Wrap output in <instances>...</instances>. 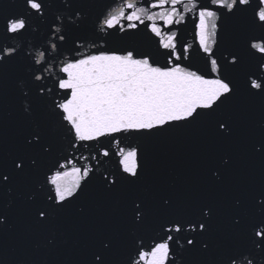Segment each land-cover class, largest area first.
Segmentation results:
<instances>
[{
  "label": "snow or ice",
  "instance_id": "1",
  "mask_svg": "<svg viewBox=\"0 0 264 264\" xmlns=\"http://www.w3.org/2000/svg\"><path fill=\"white\" fill-rule=\"evenodd\" d=\"M94 6L0 0V264H264V0ZM193 126L197 175L154 170Z\"/></svg>",
  "mask_w": 264,
  "mask_h": 264
},
{
  "label": "water",
  "instance_id": "2",
  "mask_svg": "<svg viewBox=\"0 0 264 264\" xmlns=\"http://www.w3.org/2000/svg\"><path fill=\"white\" fill-rule=\"evenodd\" d=\"M9 3H16L17 0H8ZM95 6L89 9L90 20L102 10L103 6L111 0H93ZM181 39L188 44H193V22L189 20L186 25H180ZM232 37V43L238 45L240 42V29L235 23L228 26ZM161 64L163 58H158ZM187 63V62H186ZM191 66L194 69H203V61L193 55ZM146 149L154 170L166 172L171 169L175 174L183 178L185 176L195 177L198 173L199 160L202 153L209 146L205 130L199 126L188 129H174L154 137L145 142ZM80 153H76L79 155ZM85 154H87L85 152ZM106 167L114 168L115 161L110 162ZM95 196V189L90 190V197Z\"/></svg>",
  "mask_w": 264,
  "mask_h": 264
}]
</instances>
